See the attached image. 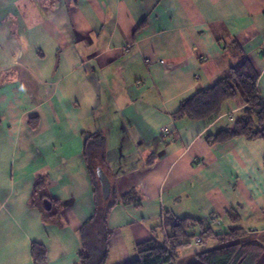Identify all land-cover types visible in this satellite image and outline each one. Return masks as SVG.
I'll use <instances>...</instances> for the list:
<instances>
[{
  "label": "crops",
  "instance_id": "obj_1",
  "mask_svg": "<svg viewBox=\"0 0 264 264\" xmlns=\"http://www.w3.org/2000/svg\"><path fill=\"white\" fill-rule=\"evenodd\" d=\"M236 43L264 96V0H0V264H37L33 243L46 264H80L96 206L83 157L94 133L106 138L109 198L132 195L109 214L106 264L165 237L167 211L218 215L221 232L234 211L264 233V141H206L243 100L214 120L174 116L239 60Z\"/></svg>",
  "mask_w": 264,
  "mask_h": 264
},
{
  "label": "trees",
  "instance_id": "obj_2",
  "mask_svg": "<svg viewBox=\"0 0 264 264\" xmlns=\"http://www.w3.org/2000/svg\"><path fill=\"white\" fill-rule=\"evenodd\" d=\"M240 53L239 60L229 67L223 77L215 84L197 91L183 100L175 117H187L192 120H214L224 114L227 102L241 98L243 103L231 123L216 133L206 135L209 145L245 138L264 141V96L258 89L260 73L253 61L236 43ZM36 127L37 124H32ZM106 138L102 133H94L85 138L83 157L95 187V211L81 228L82 249L80 264H106L109 257V240L112 234L108 218L111 210L119 202H128L132 195L120 198L110 192L106 193L102 181L105 175L101 169L105 164L104 150ZM44 185L39 180L35 191ZM42 195V200H48ZM43 209V205H40ZM54 207L50 210L52 212ZM231 225L227 232L216 230L210 220L191 217H179L167 211L163 215L166 236H158L141 242L136 246L135 258L127 264H174L179 248L191 244L196 236L201 242L213 241L214 244L196 251L189 264H242L253 253L264 251V233L254 235L239 225L240 217L230 211ZM200 242V243H201ZM33 257L37 264H46V249L39 243H33Z\"/></svg>",
  "mask_w": 264,
  "mask_h": 264
},
{
  "label": "rangeland",
  "instance_id": "obj_3",
  "mask_svg": "<svg viewBox=\"0 0 264 264\" xmlns=\"http://www.w3.org/2000/svg\"><path fill=\"white\" fill-rule=\"evenodd\" d=\"M220 230L222 231V229ZM191 240H192L191 244L183 246L178 249L177 251L178 257L174 264H189L192 261L193 255L196 251L210 247L213 244V241L211 240L201 243H197L196 240H194L193 238H191ZM242 264H264V251L260 253L251 254L247 258V260Z\"/></svg>",
  "mask_w": 264,
  "mask_h": 264
},
{
  "label": "built area",
  "instance_id": "obj_4",
  "mask_svg": "<svg viewBox=\"0 0 264 264\" xmlns=\"http://www.w3.org/2000/svg\"><path fill=\"white\" fill-rule=\"evenodd\" d=\"M230 118L233 119V113H230ZM169 129L168 128H164L163 129V133H168ZM212 224H216L219 223L220 219L218 215H213L210 219ZM195 240L197 243H200L202 241V238L200 236H196Z\"/></svg>",
  "mask_w": 264,
  "mask_h": 264
},
{
  "label": "water",
  "instance_id": "obj_5",
  "mask_svg": "<svg viewBox=\"0 0 264 264\" xmlns=\"http://www.w3.org/2000/svg\"><path fill=\"white\" fill-rule=\"evenodd\" d=\"M102 181H103V187H104V190H105V192L106 193H108V180H107V177H106V175H103L102 176ZM45 208L47 209V210H50L51 209V203L49 202V201H45Z\"/></svg>",
  "mask_w": 264,
  "mask_h": 264
}]
</instances>
